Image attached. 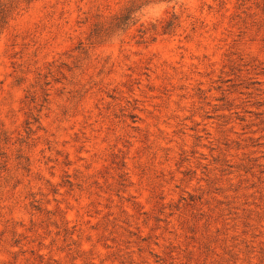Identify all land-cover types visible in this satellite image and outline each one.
<instances>
[{"label":"rangeland","instance_id":"374dc122","mask_svg":"<svg viewBox=\"0 0 264 264\" xmlns=\"http://www.w3.org/2000/svg\"><path fill=\"white\" fill-rule=\"evenodd\" d=\"M0 264H264V0H18Z\"/></svg>","mask_w":264,"mask_h":264},{"label":"trees","instance_id":"16d2710c","mask_svg":"<svg viewBox=\"0 0 264 264\" xmlns=\"http://www.w3.org/2000/svg\"><path fill=\"white\" fill-rule=\"evenodd\" d=\"M18 6V0H10L8 2H0V27L3 25L6 21V19L9 17V15L17 9ZM103 25L97 24L94 26L93 30L91 31V38L97 39L103 29Z\"/></svg>","mask_w":264,"mask_h":264}]
</instances>
